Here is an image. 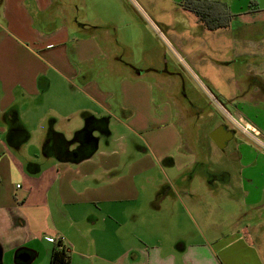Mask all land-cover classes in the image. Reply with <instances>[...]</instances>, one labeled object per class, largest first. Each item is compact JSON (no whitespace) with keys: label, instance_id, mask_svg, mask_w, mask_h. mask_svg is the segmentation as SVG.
Returning <instances> with one entry per match:
<instances>
[{"label":"crops","instance_id":"1","mask_svg":"<svg viewBox=\"0 0 264 264\" xmlns=\"http://www.w3.org/2000/svg\"><path fill=\"white\" fill-rule=\"evenodd\" d=\"M61 1L0 0V264H264V151L237 140L238 183L225 168L209 176L222 191L209 186L179 103L75 67L99 50L58 23ZM243 58L247 84L226 112L264 141V57ZM93 118L82 141L95 150L77 159L69 141ZM56 247L68 262H52Z\"/></svg>","mask_w":264,"mask_h":264},{"label":"rangeland","instance_id":"2","mask_svg":"<svg viewBox=\"0 0 264 264\" xmlns=\"http://www.w3.org/2000/svg\"><path fill=\"white\" fill-rule=\"evenodd\" d=\"M64 1L53 14L58 23L72 26V39H92L99 50L96 57L74 58L75 67L84 73L113 70L112 86L119 75L139 78L152 85L155 102L179 103L187 118L186 128L180 123L182 135L200 151L197 167L206 183L221 192L226 186L221 177L209 176L229 168L237 184L236 141L252 142L261 152L262 144L236 132L220 148L210 132L221 122L231 123L226 110L232 113L238 86L247 80L243 57H264V0Z\"/></svg>","mask_w":264,"mask_h":264},{"label":"trees","instance_id":"3","mask_svg":"<svg viewBox=\"0 0 264 264\" xmlns=\"http://www.w3.org/2000/svg\"><path fill=\"white\" fill-rule=\"evenodd\" d=\"M204 10H206V9H204ZM8 112L9 111H7L6 114H8ZM95 121L103 122L104 120H100L99 121L98 119L95 120L94 118L93 119H88V121H86V124L83 126V128L77 130L74 133V136L69 141V143H76V142H78L80 140L79 141L80 143H78L79 145H78V148H77L78 151H75L77 154H80V155L77 156V157H75V158L82 159V158L88 157L95 150V147H96L95 142L92 143L91 145H89V144H87V143H85V142L82 141V139H83L82 136H83L84 132L90 131L91 129H93L94 127L97 126V123ZM98 127H99V129L100 128H103V127H100L99 125H98ZM104 128L106 129L105 132H107L108 131V128L106 126ZM69 259H70V255L65 250L64 247H61V248L56 247V248L53 249V251L51 253V260L54 263H66V262L69 261Z\"/></svg>","mask_w":264,"mask_h":264},{"label":"water","instance_id":"4","mask_svg":"<svg viewBox=\"0 0 264 264\" xmlns=\"http://www.w3.org/2000/svg\"><path fill=\"white\" fill-rule=\"evenodd\" d=\"M234 132L232 129H226L224 125H220L213 129L210 132L211 139L216 143L220 148H224L227 142L232 139ZM91 136L87 135L86 141H90Z\"/></svg>","mask_w":264,"mask_h":264},{"label":"built area","instance_id":"5","mask_svg":"<svg viewBox=\"0 0 264 264\" xmlns=\"http://www.w3.org/2000/svg\"><path fill=\"white\" fill-rule=\"evenodd\" d=\"M239 125L244 132L251 135L256 141H258L260 144H262V146H264V141L260 138V133L255 127L247 123L241 124L240 122H239ZM49 240L55 241V238L49 237Z\"/></svg>","mask_w":264,"mask_h":264},{"label":"flooded vegetation","instance_id":"6","mask_svg":"<svg viewBox=\"0 0 264 264\" xmlns=\"http://www.w3.org/2000/svg\"><path fill=\"white\" fill-rule=\"evenodd\" d=\"M228 117H229V116H228ZM237 121H238V119L235 118L233 115L230 116V122H231L233 125H235L236 127L239 125V123H238ZM236 122H237L238 124H237ZM231 123H230V124H231ZM220 125H224V127H225L226 129H228V130H229V129H232L233 132H234V134L237 132L236 129H235V128H232L229 124H227V122H225V123H224V122H221ZM220 125H219V126H220ZM217 127H218V126H217ZM238 127H240V126H238ZM233 137H234V136H233ZM230 140H231V139H230ZM230 140L227 142V144L230 142ZM227 144H226V145H227Z\"/></svg>","mask_w":264,"mask_h":264}]
</instances>
